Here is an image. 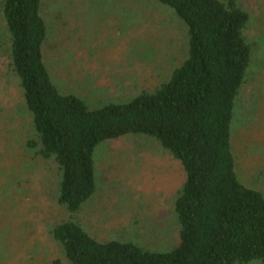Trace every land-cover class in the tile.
Here are the masks:
<instances>
[{"label": "rangeland", "instance_id": "rangeland-1", "mask_svg": "<svg viewBox=\"0 0 264 264\" xmlns=\"http://www.w3.org/2000/svg\"><path fill=\"white\" fill-rule=\"evenodd\" d=\"M237 2L250 15L245 37L253 59L236 103L232 146L239 180L264 195V0ZM42 16L53 82L93 109L154 91L187 57L184 24L154 0H43ZM30 141L38 139L0 9V264H70L52 235L69 220L102 242L156 252L179 245L175 202L185 174L159 143L131 136L101 145L97 192L73 216L58 203L57 164Z\"/></svg>", "mask_w": 264, "mask_h": 264}, {"label": "trees", "instance_id": "trees-1", "mask_svg": "<svg viewBox=\"0 0 264 264\" xmlns=\"http://www.w3.org/2000/svg\"><path fill=\"white\" fill-rule=\"evenodd\" d=\"M184 24L188 53L170 79L124 103L93 109L61 93L44 62L43 0H1L11 66L45 160L61 174L58 203L76 215L98 189L96 154L109 141L146 136L181 165L179 245L167 252L102 242L74 220L52 235L70 264H264V195L236 172L232 124L253 59L250 15L237 0H154Z\"/></svg>", "mask_w": 264, "mask_h": 264}]
</instances>
